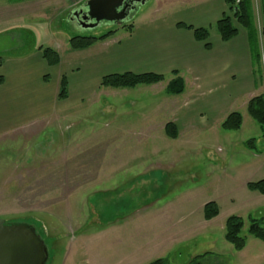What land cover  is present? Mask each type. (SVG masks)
Wrapping results in <instances>:
<instances>
[{
	"label": "rangeland",
	"instance_id": "rangeland-1",
	"mask_svg": "<svg viewBox=\"0 0 264 264\" xmlns=\"http://www.w3.org/2000/svg\"><path fill=\"white\" fill-rule=\"evenodd\" d=\"M211 1L217 0H147L124 26L101 23L88 29L72 20L83 3L0 0V57L29 56L40 48L57 51L63 66L53 71L52 86L57 73L67 72L70 79L72 66L106 52L101 41L72 50L71 39L109 32L119 38L125 26L179 20ZM259 21L262 32V16ZM206 29L212 38L219 36L216 24ZM258 66L255 62L254 79L264 88L263 64L261 70ZM78 74L89 77L83 69ZM165 77L155 90L92 85L80 105L71 102L79 91L70 84L63 114L0 136V219L33 226L48 248L47 264H151L158 259L190 264L198 256H203L198 264L264 263V242L248 232L250 219L264 220V196L245 184L264 180V170L257 168L264 163L261 127L247 119L240 131H224L217 123L208 132L168 138L162 131L172 119L166 99L182 103L193 79L183 75L187 95L177 97L167 92L174 76ZM234 110L250 118L242 102ZM150 124L157 126L148 137L141 131ZM250 140L255 141L252 153ZM112 166L117 168L111 173L107 167ZM210 202L220 214L206 221L204 207ZM232 216L245 222L241 236L247 247L241 253L225 239Z\"/></svg>",
	"mask_w": 264,
	"mask_h": 264
},
{
	"label": "crops",
	"instance_id": "crops-1",
	"mask_svg": "<svg viewBox=\"0 0 264 264\" xmlns=\"http://www.w3.org/2000/svg\"><path fill=\"white\" fill-rule=\"evenodd\" d=\"M22 1L14 4L21 5ZM251 1L264 68V0ZM256 8L259 11L258 15ZM189 11L185 18L179 20L163 18L139 25L133 24L131 32L126 31L119 38L112 36L101 41L100 44L105 46L106 52L80 61L68 71L72 73L70 79L66 76L68 89L72 84L71 89L79 91L73 92L75 97L71 98V102L80 105L88 96L86 88L93 85L92 89H98L103 78L109 75L132 73L167 76L178 72L182 78L186 73L193 79L192 90L182 103H177L176 98L173 101L171 98L166 99L167 102H171L169 103L172 119L168 123L175 125L178 138L183 133L212 130L217 123L222 124L229 114L237 112L234 110L235 104L242 102L243 107L247 108L252 98L264 94V88H259L254 79V67L246 32L239 30L237 37L228 43L223 42L220 36L215 38L210 36L208 42L210 48H206L204 43L195 40L193 31L179 28L178 25L183 24L194 29L207 28L217 24L228 13L227 6L224 0H217L192 7ZM261 16L262 32L259 30ZM62 66L61 60L59 66L50 67L40 51L29 56L4 59V64L0 68V136L32 125L47 123L49 119L64 113V101L58 99V94L60 78L62 79L67 72L57 73L55 75L58 77L57 83L50 85V78L54 76L53 71H58L55 69ZM80 69L88 73L87 79H82L78 74ZM164 82L139 87L155 90ZM84 89L85 91H82ZM186 93L185 87V92L180 96L187 95ZM247 117H250L249 114ZM242 118L243 128L246 120L252 118H246L245 115H242ZM144 120L153 121L151 117H145ZM167 124H164L162 131L165 132ZM156 126L150 124L141 132L145 131V135L150 137L152 132L156 131ZM250 151L252 153L253 148ZM254 157L260 155L254 154ZM116 168L107 167L108 170L111 169V173ZM257 168L263 171L264 163ZM255 182L251 179L245 184L247 186Z\"/></svg>",
	"mask_w": 264,
	"mask_h": 264
},
{
	"label": "trees",
	"instance_id": "trees-1",
	"mask_svg": "<svg viewBox=\"0 0 264 264\" xmlns=\"http://www.w3.org/2000/svg\"><path fill=\"white\" fill-rule=\"evenodd\" d=\"M22 1V0H15ZM37 1V0H33ZM228 13L217 22V32L223 42H229L237 37L239 30L246 32L249 46L251 50L253 67L258 64L261 70L262 55L259 48V33L256 26L253 4L251 0H224ZM127 27V31H132L131 26ZM124 27V28H125ZM179 28H185L194 32L195 40L199 43H204L206 48H210L209 39L210 33L206 28L194 29L183 24L178 25ZM114 32H109L101 37H75L70 40L72 50L81 51L94 46L99 41H105L112 37ZM44 60L50 67H57L61 63L60 55L57 51L50 48H40ZM4 64V59L0 57V68ZM174 79L171 80L167 87L169 95H182L185 92V81L179 76L178 72L172 74ZM1 81V80H0ZM165 81V76L157 74H142L136 75L132 73L114 74L103 78L101 86L114 90L134 89L139 86L157 85ZM68 80L63 76L60 81L58 99L65 101L68 99ZM249 116L261 127L264 133V94L252 98L247 106ZM243 125L242 115L238 112L229 114L221 124L224 131L235 132L239 131ZM165 133L170 139H177L178 133L174 124L168 123L165 127ZM255 145L254 140L247 142L248 148L252 149ZM248 189L254 192H259L264 195V180L249 183ZM219 208L215 202H210L204 207V218L206 221H211L219 216ZM245 226L242 218L237 216L229 217L226 221L225 239L233 248L240 252L246 247L247 241L241 236V232ZM248 232L254 238L264 242V220H249ZM203 256H198L190 264H198L197 260ZM151 264H165L164 260L158 259Z\"/></svg>",
	"mask_w": 264,
	"mask_h": 264
},
{
	"label": "water",
	"instance_id": "water-1",
	"mask_svg": "<svg viewBox=\"0 0 264 264\" xmlns=\"http://www.w3.org/2000/svg\"><path fill=\"white\" fill-rule=\"evenodd\" d=\"M141 0H135L140 2ZM132 0H87L83 13L84 28L101 23L121 27L128 21ZM145 0L143 1V5ZM89 21L91 23L86 24ZM49 251L36 229L28 224H8L0 219V264H47Z\"/></svg>",
	"mask_w": 264,
	"mask_h": 264
},
{
	"label": "flooded vegetation",
	"instance_id": "flooded-vegetation-1",
	"mask_svg": "<svg viewBox=\"0 0 264 264\" xmlns=\"http://www.w3.org/2000/svg\"><path fill=\"white\" fill-rule=\"evenodd\" d=\"M132 1L133 2L131 4V7L133 9L130 11L129 19H131L132 15L134 13H136L141 8V6L143 5V1L144 0H141L140 2H135V0H132ZM146 2H147V0H145V3ZM86 10L87 9H86L85 4H84L82 8H80L77 12L74 13V15H73L74 18H72V20L74 19L77 22V24L81 26L82 25V18H83V13H81V12L85 13ZM89 23H91V22H89V21L86 22V24H89Z\"/></svg>",
	"mask_w": 264,
	"mask_h": 264
},
{
	"label": "built area",
	"instance_id": "built-area-1",
	"mask_svg": "<svg viewBox=\"0 0 264 264\" xmlns=\"http://www.w3.org/2000/svg\"><path fill=\"white\" fill-rule=\"evenodd\" d=\"M69 2L73 3L74 5H77L78 3H83L85 0H68Z\"/></svg>",
	"mask_w": 264,
	"mask_h": 264
}]
</instances>
